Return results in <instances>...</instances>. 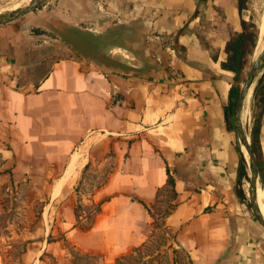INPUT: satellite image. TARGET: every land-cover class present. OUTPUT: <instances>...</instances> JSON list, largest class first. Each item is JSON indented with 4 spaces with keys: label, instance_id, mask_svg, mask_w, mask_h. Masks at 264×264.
<instances>
[{
    "label": "crops",
    "instance_id": "1",
    "mask_svg": "<svg viewBox=\"0 0 264 264\" xmlns=\"http://www.w3.org/2000/svg\"><path fill=\"white\" fill-rule=\"evenodd\" d=\"M243 20L238 0H44L0 26V191L51 182L50 194L63 195L83 180L90 154L77 142L91 132L112 139L115 165L91 195V203L107 200L91 228L77 224L73 203L58 209L37 223L43 234L28 239L20 264H68L66 245L111 264L141 246L151 217L137 199L155 202L167 166L178 193L167 224L193 263L264 264V231L237 195V139L223 112L234 76L222 68L225 49ZM118 25L137 38L108 47L111 61L129 54L125 70L76 54L67 42L64 57L54 60L51 51L37 60L46 46L37 35L60 28L117 37ZM137 50L146 70L134 63ZM261 145L264 156V127Z\"/></svg>",
    "mask_w": 264,
    "mask_h": 264
},
{
    "label": "rangeland",
    "instance_id": "2",
    "mask_svg": "<svg viewBox=\"0 0 264 264\" xmlns=\"http://www.w3.org/2000/svg\"><path fill=\"white\" fill-rule=\"evenodd\" d=\"M31 1L32 0H0V18L6 17L15 10L27 8ZM246 14L248 15L247 23L249 24L247 33L249 36L252 34L255 35L253 36V43H255V47L252 50H250L252 42L250 40L247 42L248 49L252 52L251 55L247 57V64L244 69V74L247 79L252 66L264 50V0H248ZM116 29L118 35L117 37H95L91 34L90 36H81L77 31L63 32L60 28L53 29L49 32L47 37L37 35L39 36L38 44L46 45L44 49H39L37 60L39 62L43 59L45 57V52H47L49 56L51 51H53L54 60L64 57L67 52L63 47V42H67V44H69L70 51L76 54H83L90 60H95L100 64H105L107 66L112 64L114 66H118L122 70H125V55L129 56V54L125 53L123 50L119 51L113 58L114 60L111 61L108 53V47L114 43H117L122 47L126 45L129 46L131 41L136 43L137 38L134 36L129 37L127 32H129L130 29H126L122 25H118ZM57 35L61 37H56ZM45 42H48V44ZM133 58L134 63L137 64L139 69L146 70L147 65L144 54L138 52L137 50L133 53ZM37 67L39 70L35 71V73H41L39 64ZM263 73L264 68L260 71V73H258L257 79L260 78ZM255 85L256 81L248 98L250 103L244 108L247 112L246 118L241 123L250 144V131L253 126L251 110L252 97ZM235 134L237 143L240 146L248 165L247 179H244L242 182V189L246 198L244 206L253 223L259 229L264 231V227L256 219L252 211L251 199L248 195L252 178L250 170V156L247 149H244L245 151L242 149L243 143L240 141V133L236 131ZM109 142H112L110 137L99 136V133L93 132L85 135L84 138L77 142V147H81L83 151L90 154L89 167L85 171L83 180L77 183H70L71 188L63 195L54 196L50 194L53 185H55V183L51 182H24L14 187L13 193H9L6 190L0 191V253L6 256L5 259H7V261L5 264H20L18 258L25 248L28 239L37 240L43 234V226L37 227V223L43 220L46 221V219H54L56 217L55 212L58 213V209H64L65 206H68L71 203L74 204V209L76 206L81 207L80 209H94V206L91 203V195L97 188L105 185L111 172L115 168L113 160L114 154L108 147ZM95 145H98L99 147L96 151L93 150ZM92 151L94 152L92 153ZM251 188L254 189L255 194L257 195L255 186L252 185ZM164 199L165 198H163V200ZM257 208L259 209L258 205ZM44 209H51L50 213L43 214ZM259 213L262 216L260 209ZM83 215L85 216V214ZM89 224V222L84 223V225L88 226ZM152 230L153 229L150 224L148 233L150 234ZM59 239L61 240V237H59ZM66 248L69 257L68 264H72L73 262H76V264L84 263V261H80L78 259L75 261L73 256L77 250L71 249L72 247L68 245H66ZM99 264H106V262L105 260L100 259Z\"/></svg>",
    "mask_w": 264,
    "mask_h": 264
},
{
    "label": "trees",
    "instance_id": "3",
    "mask_svg": "<svg viewBox=\"0 0 264 264\" xmlns=\"http://www.w3.org/2000/svg\"><path fill=\"white\" fill-rule=\"evenodd\" d=\"M247 2L248 0H238V7L241 14L247 9ZM198 14L199 12L197 11L196 15ZM248 26L249 24L243 20V32L231 36L225 49L228 57L226 61L222 63V68L234 75L228 99L223 103L226 126L231 133L236 132V111L241 89L246 81L244 69L247 64V57L252 53L250 50L255 47V43H253V36L255 35H248ZM182 33L183 31H180L178 36ZM248 40L252 42L250 50L247 45ZM176 48H180L179 45H176ZM251 110L253 119V126L250 131L251 146L256 156L260 180L264 184V156L261 145V134L264 127V73L256 80ZM236 148L240 158L238 176L239 188H237V195L242 202H245L246 198L242 189V182L247 177L248 165L238 143H236ZM88 167L89 164L86 166V169H88ZM166 170V182L158 189L155 202L148 206L143 201L137 199V201L147 209L152 220L151 227L153 230L141 246L134 248L127 254L119 256L111 264H194L190 253L179 245L177 233L167 224L168 218L177 209L178 193L176 190L175 178L168 166ZM163 198L165 199L163 200ZM106 201L107 200H103L97 204L92 203L94 209H80L81 207L76 206L74 211L77 217V224L84 229L91 228L95 216L101 212V207ZM83 214H85V216ZM86 222L90 223L89 226L84 225ZM71 249L77 250L75 247ZM24 252L25 248L22 253ZM73 257L75 261H77V259L84 261L83 264H99L102 258L101 255L85 254L79 250H77ZM72 264H76V262Z\"/></svg>",
    "mask_w": 264,
    "mask_h": 264
},
{
    "label": "water",
    "instance_id": "4",
    "mask_svg": "<svg viewBox=\"0 0 264 264\" xmlns=\"http://www.w3.org/2000/svg\"><path fill=\"white\" fill-rule=\"evenodd\" d=\"M43 1L44 0H32L30 5L27 8L15 10V11L11 12L8 16L0 18V26L5 25L9 22L15 21V20L37 10ZM263 68H264V50L260 54L258 59L255 61L244 85L242 86L240 98H239V102H238V106H237V111H236V131L240 133V136H241L240 141L245 144L247 152L250 156V160H251L250 170H251V173L253 175V177L251 178L250 187L254 183H256V181L259 180L262 188L264 189V184L260 180V173H259V168H258L256 156L253 152L251 144L249 143V139L247 138V136L244 132L243 126L240 123L241 114H242L243 109H244L245 100H246L251 88L253 87L255 81L257 80L258 73H260V71H262ZM247 176H248V173H247ZM245 179H247V177ZM251 208H252V211H253L256 219L264 227V219L260 215L259 209L257 208L256 203L252 199H251Z\"/></svg>",
    "mask_w": 264,
    "mask_h": 264
},
{
    "label": "bare ground",
    "instance_id": "5",
    "mask_svg": "<svg viewBox=\"0 0 264 264\" xmlns=\"http://www.w3.org/2000/svg\"><path fill=\"white\" fill-rule=\"evenodd\" d=\"M263 19H264V16H263ZM263 36H264V34H263ZM251 92H252V88H251V90H250V92H249V94H248V96H247V98L245 100L244 108L247 105H249V103H250V100L248 98H249ZM246 115H247V112L244 109L243 112H242V114H241V121H240V123L243 122V120L246 118ZM242 149L243 150L246 149V146H245L244 143H243ZM252 177H253V175H252ZM253 185L255 186L257 195L255 194L254 189L251 188V187H249V192H248L249 194L248 195H249L250 199H252L259 206L260 212H261L262 216L264 217V189L262 188L259 180L256 181V183H254Z\"/></svg>",
    "mask_w": 264,
    "mask_h": 264
},
{
    "label": "built area",
    "instance_id": "6",
    "mask_svg": "<svg viewBox=\"0 0 264 264\" xmlns=\"http://www.w3.org/2000/svg\"><path fill=\"white\" fill-rule=\"evenodd\" d=\"M1 71V70H0Z\"/></svg>",
    "mask_w": 264,
    "mask_h": 264
}]
</instances>
